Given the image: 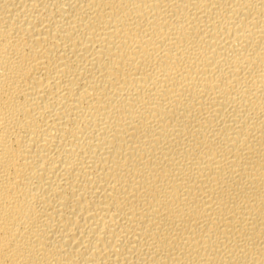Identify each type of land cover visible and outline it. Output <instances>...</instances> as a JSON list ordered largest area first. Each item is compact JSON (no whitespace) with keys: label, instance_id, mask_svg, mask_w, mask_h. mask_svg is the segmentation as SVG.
<instances>
[{"label":"bare ground","instance_id":"bare-ground-1","mask_svg":"<svg viewBox=\"0 0 264 264\" xmlns=\"http://www.w3.org/2000/svg\"><path fill=\"white\" fill-rule=\"evenodd\" d=\"M0 264H264V0H0Z\"/></svg>","mask_w":264,"mask_h":264}]
</instances>
